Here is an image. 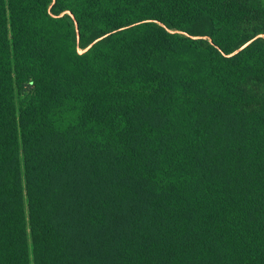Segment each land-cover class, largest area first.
I'll use <instances>...</instances> for the list:
<instances>
[{"label": "trees", "instance_id": "1", "mask_svg": "<svg viewBox=\"0 0 264 264\" xmlns=\"http://www.w3.org/2000/svg\"><path fill=\"white\" fill-rule=\"evenodd\" d=\"M0 264H264V0H0Z\"/></svg>", "mask_w": 264, "mask_h": 264}, {"label": "rangeland", "instance_id": "2", "mask_svg": "<svg viewBox=\"0 0 264 264\" xmlns=\"http://www.w3.org/2000/svg\"><path fill=\"white\" fill-rule=\"evenodd\" d=\"M82 53V52H81Z\"/></svg>", "mask_w": 264, "mask_h": 264}]
</instances>
